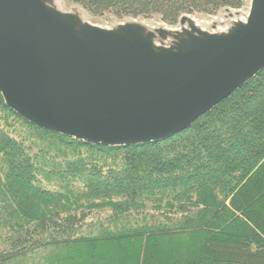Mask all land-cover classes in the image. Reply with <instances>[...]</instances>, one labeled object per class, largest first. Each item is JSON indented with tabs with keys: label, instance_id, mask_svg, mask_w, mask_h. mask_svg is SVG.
<instances>
[{
	"label": "trees",
	"instance_id": "16d2710c",
	"mask_svg": "<svg viewBox=\"0 0 264 264\" xmlns=\"http://www.w3.org/2000/svg\"><path fill=\"white\" fill-rule=\"evenodd\" d=\"M70 1L176 27L251 0ZM102 251L126 264H264V70L189 129L131 147L45 131L0 94V264H103Z\"/></svg>",
	"mask_w": 264,
	"mask_h": 264
},
{
	"label": "water",
	"instance_id": "95a60500",
	"mask_svg": "<svg viewBox=\"0 0 264 264\" xmlns=\"http://www.w3.org/2000/svg\"><path fill=\"white\" fill-rule=\"evenodd\" d=\"M231 10H226L233 18ZM264 70V0L229 25L91 24L58 0H0V94L27 122L98 147L160 142Z\"/></svg>",
	"mask_w": 264,
	"mask_h": 264
},
{
	"label": "rangeland",
	"instance_id": "374dc122",
	"mask_svg": "<svg viewBox=\"0 0 264 264\" xmlns=\"http://www.w3.org/2000/svg\"><path fill=\"white\" fill-rule=\"evenodd\" d=\"M250 4V3H249ZM249 4H247V6L240 10V11H234L232 12L233 14V18H227V16L229 15L228 13H226L225 11L219 12L217 15L214 16H205V15H195V16H190L192 19L195 20V22L200 25L202 28H206V29H210L211 26L213 25V23L217 22L218 24L223 23L224 25H229V23L232 21V19L235 18H241L244 15H246L247 10L249 8ZM58 6L61 10L63 11H70L73 8H76L80 11V13L82 14L83 18L85 21L90 22L91 24L97 25V26H101V27H107V28H112L118 24L121 23H125V22H129V21H137V22H142L145 23L149 26H162L165 25L161 22H159V20L157 19H151V20H144V19H125V20H117L115 18H112L110 16H94L92 15L89 11H87L86 9L73 4L70 0H58ZM167 26V25H165ZM167 28H174V29H178L179 25L176 27H169L167 26ZM178 246L176 244H174V250L180 252L181 250L177 249ZM103 250V249H102ZM84 259L89 260L88 258V254H82ZM113 253H109V252H103L99 254L100 259H107V261H103V264H126L124 261L118 260L117 258L113 257ZM51 259V258H50ZM37 264H49L50 261H46L43 260L41 257H39V259H37ZM63 264H67V259L64 258Z\"/></svg>",
	"mask_w": 264,
	"mask_h": 264
}]
</instances>
